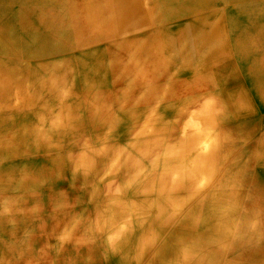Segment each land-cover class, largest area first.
Segmentation results:
<instances>
[{"label":"bare ground","instance_id":"bare-ground-1","mask_svg":"<svg viewBox=\"0 0 264 264\" xmlns=\"http://www.w3.org/2000/svg\"><path fill=\"white\" fill-rule=\"evenodd\" d=\"M99 7L64 40L44 21L21 36L0 0V264L62 263L46 243L78 175L103 264H264V209L241 210L253 183L264 202V0ZM142 90L162 108L115 94ZM65 132L90 135L71 156Z\"/></svg>","mask_w":264,"mask_h":264},{"label":"rangeland","instance_id":"rangeland-1","mask_svg":"<svg viewBox=\"0 0 264 264\" xmlns=\"http://www.w3.org/2000/svg\"><path fill=\"white\" fill-rule=\"evenodd\" d=\"M84 1L85 0H26L24 2V0H6L7 6L9 7V12H11L12 15H15L17 18V28L21 36L25 34L30 35V33L36 32L37 28H40V22L44 21L46 26L47 23L50 25L52 32H60L61 37L64 40L69 36V34H71L69 28L70 23L80 26L83 19L80 13L81 5ZM92 1H94L95 5L99 9V6H101V0ZM47 28L48 27H46V29ZM27 52L32 53L33 51L28 48ZM260 53L261 48L256 51V55ZM199 65V60L192 59L191 61L187 62V66L190 69L189 72L192 71L191 77L193 76L194 70ZM115 94H120L123 97L127 95L131 96L133 103L141 100L143 109L146 108L148 110L145 114L150 113L153 109L156 108V106H158V108H162V105H164V100H166V98L163 97L162 93H149L148 91L143 90ZM193 106V109L196 108L195 105ZM193 109H191V111ZM160 112L161 110H159L158 113L160 114ZM253 119L260 125V127H264V111H260L259 109L256 110ZM171 120L172 119L170 118L164 117V121L166 122H170ZM180 124H182V126L180 127L182 128L184 125V120L179 122V126ZM108 130L109 129L106 128L103 131L105 133ZM93 132L95 131H92L91 134H93ZM112 133L116 134V130H114ZM103 134L101 133V136H103ZM89 135H83L82 132L81 134L77 132H65L66 139L64 141H61L59 144L62 150V154H70L72 156L73 154L78 153L80 147L82 146L81 143L84 141V138ZM120 145H123V143H120L118 146ZM224 147L226 151L227 149L231 148L232 145L231 147L224 145ZM247 147L250 148L251 146L248 145ZM261 154V157L264 159V149L263 151H261ZM65 176L68 180L69 177L66 174ZM70 179V181H72L71 177ZM69 183L71 185H69ZM69 183L67 182L66 185V195L62 194L63 196H65V198H68L67 204L65 206L66 214L63 213V215L65 216L64 220L68 221V223L70 224L72 220L77 221V227H74L73 223L72 225H64L61 228V231H56L53 233V236L50 238V240L47 241L46 245L52 247L51 254H53L57 258H64V260L62 259V263H65V261L67 263H69V261L71 263L73 261H76L77 263L75 264H103L102 256L100 254L101 252L99 251V245L101 244L100 240H96L95 237H93L92 239L84 237V232H86L89 223L92 221L93 226V220L97 219L95 207L89 199L90 189L84 183L83 177H81L80 175L77 176L75 184H72L71 182ZM246 203L247 202L245 201L242 202V211L245 210ZM38 246L39 245H36L35 252H37ZM52 263L53 262H50L49 264Z\"/></svg>","mask_w":264,"mask_h":264},{"label":"crops","instance_id":"crops-1","mask_svg":"<svg viewBox=\"0 0 264 264\" xmlns=\"http://www.w3.org/2000/svg\"><path fill=\"white\" fill-rule=\"evenodd\" d=\"M246 69V67H244L243 68V70H245ZM260 129L261 130H263L264 131V127L263 126H261L260 127ZM254 174H255V176L257 177V176H259V175H261V176H264V170H255L254 171ZM254 176V175H253ZM257 188H260V186H259V184H257V183H253V187H252V189H248V192H250V193H248L247 192V194H246V199H244V201L245 202H247L246 203V207H245V210H244V213H246V215H247V213H250V207H251V205H253V206H255V207H259V208H262V209H264V202H262V203H256V199H254L255 198V196H256V194L258 193L257 191L258 190H256ZM264 191V190H263ZM264 194V193H263ZM262 195V194H261ZM262 196H264V195H262ZM256 203V204H255ZM263 222H264V219H263ZM251 237V242H253V237H254V235H251L250 236ZM257 247H258V245H257ZM247 248V247H246ZM255 248V247H254Z\"/></svg>","mask_w":264,"mask_h":264}]
</instances>
